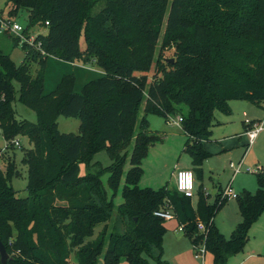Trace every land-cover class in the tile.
I'll return each mask as SVG.
<instances>
[{
	"label": "trees",
	"instance_id": "obj_1",
	"mask_svg": "<svg viewBox=\"0 0 264 264\" xmlns=\"http://www.w3.org/2000/svg\"><path fill=\"white\" fill-rule=\"evenodd\" d=\"M6 1L9 15L28 10L26 36L34 26L48 29L33 41L13 35L25 51L19 63L0 47V131L6 150L14 152L0 147L7 162L5 169L0 165V238L7 264H97L100 255L104 264H120L121 258L128 264H171L163 258L165 220L154 215L165 208L192 245L205 242L213 264H226L241 252L264 211V170L256 172L254 193L243 190L235 198L241 220L227 237L213 222L226 201L219 194L210 202L199 191L194 206L176 188H140L138 181L148 147L161 139L149 131L148 113L166 121L171 114L182 117L183 150L199 179L215 111L229 113L232 99L264 105V0ZM171 48V56L162 55ZM49 55L95 63L103 73L81 91L75 90V74L64 73L46 92ZM16 99L35 111L36 121L17 117ZM60 115L78 117L79 131L60 130ZM19 136L32 143L21 147L25 197L11 183L21 173L15 158ZM100 151L110 164L92 161ZM122 180L123 200L116 206L112 198ZM198 221L205 224L203 232ZM96 226L101 228L92 238Z\"/></svg>",
	"mask_w": 264,
	"mask_h": 264
},
{
	"label": "rangeland",
	"instance_id": "obj_2",
	"mask_svg": "<svg viewBox=\"0 0 264 264\" xmlns=\"http://www.w3.org/2000/svg\"><path fill=\"white\" fill-rule=\"evenodd\" d=\"M9 7L10 4H8L6 0H0V15L7 16L13 21L22 23L26 27V24L28 23V10L21 9L17 14L9 15ZM47 30L48 29L44 26H34L30 28L29 32L34 35L37 32L46 33ZM11 34L12 32L7 30L0 32V47L5 52H10L12 58L17 63H19L23 60L25 51L21 43H19L18 45L14 44V33L12 35ZM84 45V36H81V46L84 47ZM172 50V48L166 49L162 52V55L171 56ZM37 68L38 64L34 63L32 66V72L35 73ZM70 72L75 74V90L77 91H81V88L86 81L102 74L101 68H99L95 63H84L81 60L67 61L60 59L54 55H49L46 63L45 74L46 92H49L54 89V86L57 85L64 73ZM149 74L150 72L148 73V75ZM149 77L150 76H148V78ZM16 86L17 88L19 87L18 82H16ZM235 100L237 101L229 102L231 111L228 114H223V112L218 110L215 111V116H217L218 118H229L230 120H233L225 128L230 127L234 136H236V133H240L242 131V120L244 118L243 111L247 113V118L250 119L251 117L247 112L246 108H244L243 105H240L242 104L239 101L241 99ZM13 104L16 110L17 117L28 118L32 121H36V113L32 108L28 107L18 99H16ZM182 109L185 110L186 106L182 105ZM259 110L262 114H264V108H259ZM142 113L143 112L141 111L140 114ZM169 116L171 118H175L173 114ZM146 117L149 121V131L158 134L161 139L156 140L153 144L148 147L146 155L141 160V167L143 173L140 180L138 181V186L140 188L148 187L153 189H158L162 186H167L168 188L175 189L176 172L182 169H189L188 167L191 166V159L189 154L187 152L182 151V148L186 141V137L184 136V133L180 132L181 130L175 124H173L172 121H169L170 118H168V121L166 123L165 118L159 114L148 113ZM58 125L60 130L62 131L78 132L80 119L74 116L60 115L58 117ZM222 127L223 125L218 126L216 128ZM18 139L20 141V145H16L17 148L15 158L17 161L18 169L21 170V173L18 176H14L11 183L14 188L18 190V194L22 197H25L28 195V178L26 167L21 163V159L23 156V150L21 147L24 146L25 148H30L32 146V143H30L29 139L24 136H19ZM6 143L7 142L3 138L0 131V147L2 148V151H5L11 156H14V152L12 149L8 148L6 150ZM244 144H246L245 138L240 141L238 147L231 149L227 154L208 158L204 163V174L202 176V179H197L194 173V191H196L201 185V188L204 189L206 193H210L208 200L212 202L217 192V182L220 181L223 187L226 185L227 180L230 177L228 165L230 163H238L237 161L240 159L244 150ZM130 148L131 145L129 147V150ZM92 161H99L103 166H106L111 162L110 158L108 157L105 151H100L96 153ZM239 162L242 165V169L241 172L234 178V190L237 191L239 190V187H244L252 192L255 191L256 172L261 166L260 164L264 165V146L261 148H257L254 152H251L249 155H245L244 158H242V160ZM6 163V159H4L2 155H0V165L3 169H5ZM128 168L129 163L128 161H126L124 165V173ZM81 173H86V168L84 167V164H81ZM217 175L219 179L217 178ZM107 178L108 173H104L101 176L102 182L110 196L111 190L108 187ZM122 184L123 180L120 182L116 194L112 198L113 203L116 206L119 205L123 200L121 196ZM248 187L251 189H249ZM221 193L222 190H219L217 192V195L219 194L220 196ZM195 200H197V198L194 195L192 201L194 202ZM226 202L227 201L223 203L216 215L218 216V220L222 222V225L228 221L229 217L233 215L235 209L237 208L235 198H230L228 202ZM262 217L260 219H262ZM164 224L166 225V228H168L169 233L167 232L164 238L163 248L165 247V253L163 252V258L166 257V260L168 259L171 264H213L212 255L209 252H205L204 259L200 257H197V259L194 258L195 252L193 249H191V253H183V248L177 245L171 237V234H180L173 231L175 227V222L165 221ZM100 228L101 226H96L95 234L92 238L96 236ZM250 235L251 238L246 246L247 251L253 250L254 252H259L258 254H264V225H253L250 229ZM174 250H179L180 252H182L178 260L175 259L173 255ZM242 254L243 253L241 252L228 257L229 259L227 260L226 264H237ZM97 264H104L102 255L98 257ZM120 264L128 263L125 258H121ZM247 264H264V257H256L255 259H251L249 262H247Z\"/></svg>",
	"mask_w": 264,
	"mask_h": 264
},
{
	"label": "crops",
	"instance_id": "obj_3",
	"mask_svg": "<svg viewBox=\"0 0 264 264\" xmlns=\"http://www.w3.org/2000/svg\"><path fill=\"white\" fill-rule=\"evenodd\" d=\"M101 73H103V71ZM230 101H237V100L232 99ZM239 101H240V103H242L240 105H243V107L246 108L247 112L251 116L250 117L251 122L259 121V120H262L264 118V114H262L261 111L259 110V108H264V105H256V104H254V103H252V102H250L248 100H245V99H241ZM223 114H226V113H223ZM243 117L244 118L247 117V113L245 111H243ZM244 118L242 120V131L240 133L239 132L236 133V136H234V134H232V130H231L230 127L225 128L233 120H230L229 118H227V119L218 118L217 116H215V123L212 125L211 134H210V136H209V138L207 140H204L203 141V148H204V150H206L209 153V157H207L203 161V163L201 165V177L199 178L200 180L202 179V176L204 174V171H203V169H204V163H205V161L208 158H211L213 156H222V155L227 154L231 149H233L235 147H238L239 146V143H240V141L242 139L245 138L246 144L243 145L244 150H243V153H242L240 159L237 161L238 163H240L239 161H241L242 158H244L245 155H247V154L249 155L251 152H254L257 148H261V147L264 146V128H263L262 130H260L258 132L257 137L254 140L253 144L250 145L248 148H246V145H247V137H246V134H245V129L248 126H250L251 124L250 123L249 124L245 123ZM167 121H166V123H167ZM173 124H175L181 130L180 132L184 133V136L187 139V133L184 130H182L181 125L180 124H176V123H173ZM221 125H223L222 128H216V127L221 126ZM183 149H184V146L182 148V151H184ZM233 164H235V163H233ZM260 165H261L260 166L261 169L264 170V167H263L264 165L263 164H260ZM188 168L192 170V164ZM241 169H242V165H240V170L235 173L234 170H233V168L229 164L228 165V170H229L230 177L228 178L227 183H226V185L224 187L222 186V184H221L220 181L217 182V192L219 190H223L228 185L234 190L233 181H234V178L236 177V175H238L241 172ZM217 178L219 179L218 175H217ZM255 178H256V176H255ZM257 188H258V185H257V182H256V190H257ZM249 189H251V188H249ZM243 190H247V191H249L251 193H254L256 191L255 190V191L252 192V191H250V190H248L247 188H244V187H239V190H237V191L234 190V191L237 194H239ZM199 191H203L204 195L205 196L207 195V198H209L210 193H206V191L201 188V185H200V187L196 191H194V195L196 196V198H198L197 193ZM217 192H216V194L214 196V200L218 196L217 195ZM194 195H193V197H194ZM192 198H190V199L192 200ZM228 200L229 199H226L227 202H228ZM195 201H197V200H195ZM195 201L194 202L192 201V205H194V206L196 204ZM235 202H236V200H235ZM218 211L216 212L215 216L213 217V222H214V224L217 226V228L219 229V231L222 234H224L225 236L226 235L229 236L230 233L232 232V230L235 228V226L241 220L240 214L238 212V207L235 209V212L233 213V215L230 216L229 219H228V221L225 222L223 225L221 224L222 222H220L218 220V216H216L217 213H218ZM262 214H264V211L262 212ZM262 214L252 224V226L253 225H264V215H262ZM261 217H262V219H260ZM167 221H173V222H175V224H174L175 227H174V230L173 231L176 232V233L182 234V235H180V234H177V235L176 234L175 235L171 234V237L173 238V241L177 245H179V246H181L183 248V253H187V254H188V252L191 253V249L194 250L193 245H192L191 241L188 239V237L184 235L183 229L182 230H179V226L180 225L178 224V221L176 220V218H173V219L167 220ZM258 221H259V223H258ZM252 226L250 227V229L252 228ZM169 229H170V227H169ZM167 232H168V228H166V232L164 234V238H165ZM164 238H163V243H164ZM250 238H251V235H250V230H249L248 241H247L244 249L241 251L243 254L240 257L239 262L237 264H247V262H249L251 259H255L256 257H258V258L259 257H264V254L263 253L258 254L259 252H256V251L254 252L253 250L247 251L246 246H247ZM164 249H165V247L163 248V252L165 253ZM241 252H239V253H241ZM180 254H182V252H180L179 250H174L173 251V255H174L175 259H177V260L179 259ZM164 258L166 259V257H164ZM194 258H196L195 255H194ZM203 259H204V257H203Z\"/></svg>",
	"mask_w": 264,
	"mask_h": 264
},
{
	"label": "built area",
	"instance_id": "obj_4",
	"mask_svg": "<svg viewBox=\"0 0 264 264\" xmlns=\"http://www.w3.org/2000/svg\"><path fill=\"white\" fill-rule=\"evenodd\" d=\"M25 26L17 21H13L11 18L7 16H2L0 15V30L4 31H10L14 33L15 35L20 37L21 41L28 40V41H33L34 40V35L30 33V36H26L24 33ZM170 121L176 124H180V121L182 117L180 115L175 116V118L169 117ZM245 123L251 124L245 129V134L247 137V146L249 147L250 145L253 144L254 140L257 137V134L260 130L264 128V118L259 121L251 122V119L245 117L244 118ZM15 145H20V141L17 139L15 140ZM7 146V143H6ZM247 147V148H248ZM6 148V147H5ZM240 163L233 164L230 163V166L233 168L234 172H238L240 170ZM261 167L258 168V171H262ZM257 171V172H258ZM175 188L176 190L181 193L183 196L192 198L194 195V173L191 169H182L178 170L175 174ZM237 193L228 185L226 186L220 195V199H230V198H236ZM154 215L164 219L165 221L171 220L175 218L174 214L172 211L169 209H159L154 212ZM183 227L180 225L179 230H182ZM197 230L199 232H203L205 230V224L201 221L197 222ZM194 247V252H195V257H200L203 258L205 254V242L201 241L200 243L193 245Z\"/></svg>",
	"mask_w": 264,
	"mask_h": 264
},
{
	"label": "water",
	"instance_id": "obj_5",
	"mask_svg": "<svg viewBox=\"0 0 264 264\" xmlns=\"http://www.w3.org/2000/svg\"><path fill=\"white\" fill-rule=\"evenodd\" d=\"M173 58L170 57L168 59V61H172ZM0 254H1V261H2V264H7V261H8V258H9V254L3 244V242L1 241V238H0Z\"/></svg>",
	"mask_w": 264,
	"mask_h": 264
}]
</instances>
